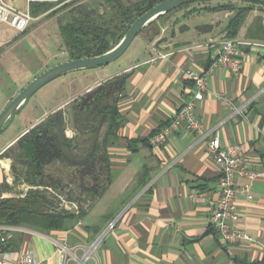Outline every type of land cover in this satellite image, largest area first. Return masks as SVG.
Instances as JSON below:
<instances>
[{"label":"crops","instance_id":"obj_1","mask_svg":"<svg viewBox=\"0 0 264 264\" xmlns=\"http://www.w3.org/2000/svg\"><path fill=\"white\" fill-rule=\"evenodd\" d=\"M7 1L23 10L29 7L28 0ZM196 5L179 9L158 22L160 32L155 37L151 31L136 37L129 60L120 69L112 71L111 65H106L76 71L78 74L69 80L57 78L55 81H62L60 89L71 87L69 96L31 121L0 151L2 154L51 113L68 110L76 98L100 83L120 73L131 74L120 102L123 122L120 140L110 147L116 177L108 191L93 202L75 229L54 235L24 231L20 247L9 250L29 251L40 264H61L64 253L55 242L68 246L82 258L91 252V244L99 234L116 221L114 229L91 252L87 264H261L264 261L259 244L225 243L216 228L209 225L221 196V172L207 144L218 131L223 147L239 145L255 171L252 178L237 179L239 184H251L254 194L252 200L239 199L237 212L239 225L261 240L264 234V41L248 39L246 32L257 16L264 18V7L249 14L236 38L241 51L240 71L233 73L220 66L208 75V90L196 108L207 136L183 125L164 144L151 143V137L168 127L180 108L193 97L196 87L184 70L197 73L207 70L211 65V40L225 38L222 30L230 12H209L199 9L203 5ZM47 14L34 16L22 33L9 26L0 28V112L37 75L68 57L67 52L57 50L62 47L58 45L62 41L59 27L55 39L50 34L41 36V25L34 24ZM206 14H212L210 21L201 22ZM210 24L214 28L204 31L203 27ZM53 37L55 49L50 59L47 41L52 45ZM67 135H78L71 124ZM145 138H150V143L134 142ZM145 166L150 168L151 180L140 188L138 175ZM5 171L11 185L15 177L9 168ZM13 195L23 196L21 192ZM4 197L9 196L4 194ZM87 226L102 229L93 236L92 231L85 229ZM70 264H77V260L71 259Z\"/></svg>","mask_w":264,"mask_h":264},{"label":"trees","instance_id":"obj_2","mask_svg":"<svg viewBox=\"0 0 264 264\" xmlns=\"http://www.w3.org/2000/svg\"><path fill=\"white\" fill-rule=\"evenodd\" d=\"M64 1L34 2L31 12L34 16L61 13L58 27L68 56L66 60H69L111 50L139 16L164 0ZM193 4H201L203 6L199 9L209 12H230L222 30L226 39L238 38L249 14L264 7L248 0H199L159 17L139 35L151 31L155 37L160 32L158 22ZM213 28L214 25L210 24L203 30ZM246 38L264 41L262 16L253 20ZM130 75L120 73L76 98L68 110L58 109L51 113L1 154V157L13 160L15 183L24 182L33 187L25 196L4 197V192L12 188L6 179L0 181V224L54 235L75 229L86 217L90 208L86 209L80 202L91 201L93 204L102 198L116 177L110 147L120 140L119 130L123 123L120 102L127 91ZM69 124L77 130V136L67 135ZM140 141L147 144L150 138L134 142L138 144ZM56 164L68 169V178L52 172L51 167ZM150 180V168L145 166L138 175L139 187L146 186ZM60 195L78 202L79 213L66 209ZM85 229L95 236L102 228L87 226ZM23 233H16L8 249L20 247Z\"/></svg>","mask_w":264,"mask_h":264},{"label":"built area","instance_id":"obj_3","mask_svg":"<svg viewBox=\"0 0 264 264\" xmlns=\"http://www.w3.org/2000/svg\"><path fill=\"white\" fill-rule=\"evenodd\" d=\"M46 1L49 0H28L29 7L27 10H23L7 0H0V28L9 26L20 33L25 32L35 18L31 12V4ZM69 1L71 0H65L63 3ZM210 44L212 45V55L209 68L201 73L194 72L191 69L184 70L185 76L192 80L196 87L192 99L180 108L168 127L151 137L153 145L160 146L164 144L170 134L183 125L187 130L207 136L204 125L197 117L196 108L198 103L204 99L208 90V75L214 68L220 66L233 73H238L241 69V51L239 42L236 39H212ZM207 144L209 152L213 155L221 172L219 178L221 196L217 206L210 215L209 225L216 228L223 242L257 243L261 246L264 253V234L261 240H257L238 223L240 218L237 212L239 199L244 197L252 200L254 194L251 184H239L237 179L243 177L252 178L256 175L255 171L248 165L247 158L239 145L233 144L223 147L218 131L208 139ZM60 197L62 205L66 209L79 213L80 205L78 202L67 200L61 195ZM115 225L116 221H112L107 229L99 234L98 238L91 244V252L98 248L99 244L105 239L108 232L114 229ZM20 231L28 232L31 230L9 224H0V264H40L34 254L29 251L16 252L8 249L11 240ZM56 244L59 250L64 253L61 264H70L71 259L77 260V264H87L86 260L91 255V252L81 258L77 256L76 252H72L68 246L59 242Z\"/></svg>","mask_w":264,"mask_h":264},{"label":"rangeland","instance_id":"obj_4","mask_svg":"<svg viewBox=\"0 0 264 264\" xmlns=\"http://www.w3.org/2000/svg\"><path fill=\"white\" fill-rule=\"evenodd\" d=\"M196 6H201V4H197ZM61 13L55 15V16H50V15H43V17L37 19L35 21V25H41V36H48L53 35L56 38L57 36V28L59 26L58 24V17L60 16ZM212 14H206L204 17H202L201 22H206V21H210ZM53 37L52 40V45H50L51 41H47V43L49 44V51L48 52V56L51 55V51H53L55 49V39ZM59 38V37H58ZM140 38V35L137 36V39ZM60 39V38H59ZM137 39L133 42V44L131 45V47L116 61L110 63L109 65H111L110 68H112L113 70H118L120 69V66H124L128 60H129V56L131 55L132 50L134 49V44H136ZM62 41L59 40L58 41V45L62 46ZM61 49V50H60ZM57 50L60 52H65L64 47L62 46L61 48ZM57 53V51H56ZM50 59L52 58V56L49 57ZM61 58H65V56H62ZM108 66V65H107ZM71 72L68 73V75H64L62 76L63 79L62 80H69L70 78H72V76H74L73 74H78ZM79 72V71H77ZM81 72V71H80ZM61 78V77H60ZM57 80V79H55ZM52 81V85H49L50 87H46L44 86L43 88H41L28 102V104L22 108L20 113H17L15 115V117L9 121V123L7 124L5 130L3 132L0 133V151L10 142L12 141L16 136H18L20 133H22L25 128L30 124L31 121H33L35 118L37 117H41L42 115H44V113L46 111H50L51 108H53L55 105L58 104L59 101H61L62 99H65L67 96H69L70 91L72 90L71 87H66V89H60V82L62 81ZM61 80V79H60ZM50 88H53L52 90ZM8 164V165H7ZM12 164H13V160L12 158H8V157H1L0 154V181H3L4 179H6V181H8L7 179V175H6V169H10V174L14 175L15 174L13 172L12 169ZM8 167V168H7ZM52 172H54L55 174L58 175H63L64 177L68 178V169L64 168L62 165L60 164H56L53 165L51 167ZM9 182V181H8ZM11 188L10 190L4 192V194H7L9 197H13V193H22L23 196H25V192L28 191L31 187V185L27 184L26 186L22 185V183H18L16 184L15 181H11ZM53 190V188H50ZM13 191V193H12ZM27 193V192H26ZM10 194V195H9ZM17 195V194H16ZM63 198L66 199V195H61ZM80 203H82V205H84L86 208H90L92 203H90L91 205H89V201H81ZM55 242V241H54ZM58 243V242H56ZM77 255L79 256L80 254L77 253Z\"/></svg>","mask_w":264,"mask_h":264},{"label":"water","instance_id":"obj_5","mask_svg":"<svg viewBox=\"0 0 264 264\" xmlns=\"http://www.w3.org/2000/svg\"><path fill=\"white\" fill-rule=\"evenodd\" d=\"M199 0H164L155 5L141 16H139L129 27L128 31L121 41L111 50L96 56H86L81 58L69 59L53 66H50L33 80H31L20 92H18L8 104L0 112V133L3 132L17 113H20L30 99L44 86L53 80L66 75L68 73L94 69L109 65L119 59L131 46L135 38L148 26L151 22L159 17L189 3ZM251 2L264 5V0H248ZM89 201V205H91ZM82 205V203H81ZM84 206V205H83ZM85 207V206H84ZM86 208V207H85ZM88 209V208H86Z\"/></svg>","mask_w":264,"mask_h":264}]
</instances>
